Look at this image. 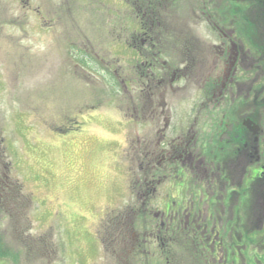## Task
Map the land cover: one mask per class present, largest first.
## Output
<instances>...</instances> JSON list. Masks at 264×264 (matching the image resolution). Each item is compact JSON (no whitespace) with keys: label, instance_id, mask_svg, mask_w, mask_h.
Here are the masks:
<instances>
[{"label":"rangeland","instance_id":"374dc122","mask_svg":"<svg viewBox=\"0 0 264 264\" xmlns=\"http://www.w3.org/2000/svg\"><path fill=\"white\" fill-rule=\"evenodd\" d=\"M174 1L175 9L170 10L172 30L192 31L184 42L200 58L197 78L202 79L201 85L205 78L222 82L228 73L225 63L229 61L232 75L227 85L234 91L240 89L241 102L248 104L246 115H255L249 118L257 131L243 126L249 136L240 139L239 144L250 148L237 156L229 154L237 159L232 160L229 169H224L227 158L220 161L218 157L217 163H209L201 154L200 140L191 143L195 156L181 162L183 166L176 161L166 171L158 169L157 174L152 167L154 179L163 187L172 181L180 182L177 172L191 166L188 181L182 182L183 189L176 184L178 205L184 201V210L181 206L183 212L174 220L168 216L165 227L159 224L160 210L150 196L145 199L146 205L148 200L150 204L144 205L150 213H143V224L139 223L138 212L144 209L136 211L140 202L128 190L130 175L139 168L131 161L136 155L134 148L141 153L143 147L144 153L146 146L153 148L150 143L157 140L153 131L156 118L146 120L149 123L145 126L138 117L133 118L136 113L131 104L139 109L137 97L146 80V76H138L148 69L151 73V69L141 67L144 61L137 62L138 58L125 46L126 41L134 45L142 39L136 38L138 23L128 12L131 0H0V151L8 156L10 144L15 151L14 164L21 163L19 154L25 161L23 166L11 168L10 173L0 166V264H220V257H211L214 239L245 250L243 236L253 229L239 227L231 238L232 230L219 229L218 223L206 219L204 212L209 201L221 214L230 210L231 185L245 180V165H262L264 175V116H259L261 98L258 100L256 95L264 86V52L259 53L264 38L253 32L264 31V0L237 1L238 8L244 10L243 14L238 12V28L243 34L234 39L235 52L231 54L225 42L207 30L210 28L205 21L193 16L194 1L189 8L185 1ZM219 1L208 3L207 8L209 13L217 9L215 13L221 17L230 7L224 1L218 8L213 7ZM233 53H237L235 60ZM178 54L170 55L167 79L172 71L182 68ZM244 65L253 67L246 69ZM123 79L129 82L126 90L120 84ZM180 85L183 82L172 87ZM165 89L164 95L159 93L163 99L158 94L155 97L157 104L174 105L175 111L195 100L191 97L194 91L190 92L195 89L194 82L187 87L181 104L169 93L168 82ZM248 94L256 95L255 103L245 99ZM226 95L229 100L231 95ZM216 119L208 117L207 122ZM74 121L84 127L77 133L72 126L60 129V136L53 129ZM210 151L217 153L212 147ZM258 151L262 153L259 160L247 154L259 155ZM202 158L204 164L198 165ZM143 161L147 162L145 158ZM217 164L222 172L217 170ZM150 167L144 166L143 172L150 173ZM203 167L206 171L209 167L207 175ZM258 178L264 179L260 175ZM254 190L264 205L263 181ZM123 199L126 204L122 206ZM165 202L169 203L167 198ZM127 207L129 210L124 212ZM240 216H245L244 223L251 226L250 213L242 210ZM256 217L263 218L264 212ZM103 220L111 224L101 245L97 237ZM126 220L140 225L135 232L137 242L132 225L120 223ZM249 248L261 255L264 237ZM233 264H237L235 260Z\"/></svg>","mask_w":264,"mask_h":264},{"label":"flooded vegetation","instance_id":"af4514ba","mask_svg":"<svg viewBox=\"0 0 264 264\" xmlns=\"http://www.w3.org/2000/svg\"><path fill=\"white\" fill-rule=\"evenodd\" d=\"M187 2V8L192 6V1H194L192 7V14L196 19H200L206 22L209 20H223L226 21L229 26L226 29L224 27H216L213 29V32L225 42L226 47L230 50V54L232 51L235 52V44L234 39L238 37L239 34H243L242 30L238 28L237 22L240 8H238V0H220L217 4L221 6L225 3L229 4L230 7L227 13L222 14L220 17L217 13L213 15H209L207 4L212 3L214 0H181ZM224 3L222 4V2ZM132 6L128 12L131 16L137 21L139 30L136 31L135 36L139 38L140 43H134V45L130 44V41H126L125 46L129 48V51H132L137 59V62L144 61L141 67H149L151 69V73L149 69L143 74H139V78L146 76V80L141 84V91L139 92V97H137V106L139 109H136L132 104V109L136 113L133 118L138 117L143 126L147 123L146 120L150 121L154 118V126L153 130L155 135H157V140L153 143L151 141L150 145L146 146V151L143 152V147L141 153H137L138 150L134 148V153L136 155H132L131 161L133 162V166L136 167L137 177L134 181V187L128 185L131 188V191L137 192V197L141 200V204L144 203V198H148L149 196L154 198L157 202L156 208L160 210L159 214L161 217L160 226L164 225V221L166 222V218H171L172 220L176 219L177 216L182 214L184 210L185 202L183 201L180 206L178 205L180 202L178 201L179 193L177 191L176 184H178V188L183 189V180L188 181L189 173H191V166L189 169L185 167H181V170L178 171L182 180L178 183L175 181L169 182L171 184L168 186V189L162 195L160 194V190L164 189L167 185L163 187H159L154 177V172L159 173L158 169L166 171L171 164H175L176 161L179 162L182 166L183 163L187 160L191 161V157L195 155L190 149L191 143H194L200 140V144L198 146L201 149V154H203L204 158L209 160V163L214 165L218 162V157H220V161H225L224 169H229L230 164L233 159L229 156V154L238 155L241 151L245 153L250 146L247 144L240 145V139L243 140L245 137L249 136V133L243 128L245 126L246 121L249 120L251 122V117L253 114L246 115V109H248V104L243 100L241 102L240 98V89L236 88L235 91L232 86H228V80L232 74H230V69L228 67V62L225 63L226 71L223 76V81L220 82L219 79H214L209 81L207 78L203 80L201 85V78H197L198 68L200 62V58L196 56L195 51L193 49L188 48L184 42V39L189 37L188 34L192 35V31H182L179 33L177 31L172 30L173 21L172 14L170 10L175 9L176 2L173 0H131ZM260 30L253 31L254 34H258L260 37L264 38L263 33L259 32ZM180 34V35H179ZM247 37H250L251 34L249 32H245ZM262 42V41H261ZM249 43H254L249 40ZM161 45L166 47H161ZM223 48V47H222ZM125 50H127L125 48ZM163 50L166 51L167 56L164 54ZM197 52H201V49H195ZM259 53L264 52V45L259 47ZM181 58V70L176 69L172 71L170 77L167 79V72L171 70L169 62L171 61L170 55L176 54ZM194 53V54H193ZM237 53H233L234 60ZM192 57V58H191ZM208 62V59H207ZM242 63H246L243 60ZM254 63V62H253ZM252 63V64H253ZM232 67V64L230 63ZM246 69H252L251 66L244 65ZM264 69V65L262 67ZM152 75V76H151ZM168 82L170 85L169 93H171L175 98H177L179 104H181L184 99V94L187 90V87L194 82L195 89L190 90L194 91L191 97H194L195 100L191 105H187L184 109H174V105H165L163 102L160 104L155 97L158 94L159 98L163 97L165 94V83ZM183 82V85L172 87V85ZM127 79L121 80L122 87L126 90L128 87ZM254 84L255 81L253 80ZM153 92H150L151 88ZM163 87V90L161 88ZM122 88V92L124 91ZM233 91V92H231ZM256 91V90H255ZM226 92L231 95L230 99L227 100ZM235 92V93H234ZM257 98L258 100L261 98V102L259 106V116H264V86H261L259 90ZM256 95L251 97L250 94L245 96V99L251 100L252 103H255L257 100L255 98ZM166 99V97L164 98ZM132 97L129 102L131 103ZM241 105V106H239ZM207 107L215 108L214 110H208ZM184 109V110H183ZM255 112V110L253 111ZM255 116V115H253ZM208 117L217 118L215 121L207 122ZM252 123V122H251ZM254 124V123H252ZM251 126V125H249ZM135 127V126H134ZM191 133V128H195ZM252 127V126H251ZM209 128V130H208ZM208 130L206 135L204 136V131ZM171 136L169 137L168 134ZM180 134V136H178ZM178 136V137H177ZM209 137V141H206V138ZM125 142V140H124ZM237 144V145H236ZM239 144V145H238ZM213 148L217 153L210 151V148ZM243 147V149H242ZM228 150V151H227ZM257 153H249L250 158L257 157V160L260 159L261 152ZM143 158L146 159L147 162L143 161ZM264 160V154H263ZM183 162V163H181ZM189 163V162H187ZM190 164V163H189ZM199 164H204V160L198 161ZM146 166L150 167V173L143 172L142 168ZM217 170L222 172L220 166L217 164ZM197 168V165H196ZM212 169V167H210ZM262 165L259 167H251V165H245V170L248 171V175L243 181H239V183L235 185H231L232 189L229 194V200L233 203L230 210H225L223 214L216 211V204L212 206V202L209 201L205 213V218L209 219V221L214 224L219 225V229L223 230H232L231 238L234 235V231L239 227H245L249 229H253L251 231V235L249 236L250 244L255 246L258 239L264 237V217L257 218L262 212H264V205L260 199V195L254 190V187L258 184V182L263 181L264 179H257V175L263 176L261 174ZM209 167H203V174L207 175ZM150 178V179H149ZM153 182V183H152ZM155 182V183H154ZM221 190H225V187H222ZM141 192V194H140ZM159 196V197H158ZM165 198L168 199L169 203L165 202ZM150 203L147 201V204ZM146 204V202H145ZM181 206H183V210L181 211ZM235 206V207H234ZM252 206V209H250ZM145 207V206H142ZM235 211L233 212V209ZM245 210L246 214L250 213L252 217L251 226H247L244 223L243 217L240 216L241 211ZM150 213L148 210L144 208V213ZM155 215V213H152ZM253 225V226H252ZM159 236V235H158ZM157 236V238H158ZM259 236V238H258ZM257 239V240H256ZM209 240L211 238L209 237ZM208 240V243H209ZM255 240V241H253ZM262 242V241H261ZM211 244L214 245V249L211 253V257H220V264H233V257H238V245L232 243L229 246H225L221 243H217V240H211ZM208 246V244H207ZM219 251H223L224 254L218 253ZM215 252V253H214ZM253 257H249L251 260L250 264H264V257H256L255 253L252 255ZM229 261V263H227Z\"/></svg>","mask_w":264,"mask_h":264},{"label":"trees","instance_id":"16d2710c","mask_svg":"<svg viewBox=\"0 0 264 264\" xmlns=\"http://www.w3.org/2000/svg\"><path fill=\"white\" fill-rule=\"evenodd\" d=\"M120 223L123 224V225H125V226H129V227H130V225H132V228H130V229H131V231H132L133 234L136 232V229L138 228V223L136 224V222H132V221L129 222V221L126 220V221H121ZM110 224H111V221H107V220L103 221L100 224V227H99V235L101 236L102 239L109 234V232H110ZM244 242H245V240H244ZM164 243H166V242H164ZM7 254L8 253L6 252V256H7Z\"/></svg>","mask_w":264,"mask_h":264},{"label":"water","instance_id":"95a60500","mask_svg":"<svg viewBox=\"0 0 264 264\" xmlns=\"http://www.w3.org/2000/svg\"><path fill=\"white\" fill-rule=\"evenodd\" d=\"M257 129V128H256Z\"/></svg>","mask_w":264,"mask_h":264}]
</instances>
